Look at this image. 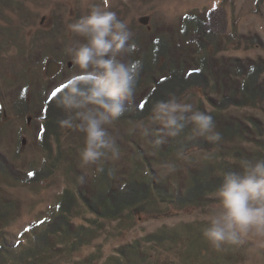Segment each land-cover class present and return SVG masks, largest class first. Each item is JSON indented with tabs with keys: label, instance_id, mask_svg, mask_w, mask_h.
Returning <instances> with one entry per match:
<instances>
[{
	"label": "rangeland",
	"instance_id": "1",
	"mask_svg": "<svg viewBox=\"0 0 264 264\" xmlns=\"http://www.w3.org/2000/svg\"><path fill=\"white\" fill-rule=\"evenodd\" d=\"M95 5L114 11L133 33L137 50L131 55L122 54L120 58L125 61L141 59L149 69L150 79L145 78L142 87L136 88L133 101H140L150 93L155 85L151 76L162 72L161 62L165 61L178 71L185 61L193 66L202 65L211 52L198 45L200 40L192 38L201 29L206 42L214 40L218 45L217 51H212L213 59L237 57L264 63V0H0V157L6 162L0 169L2 216L10 210L8 217L2 218L5 225L0 226L3 238L0 245L5 242L9 251L17 248L13 253L5 252L0 264H88L92 253L101 254L96 259L98 263L93 264H264V242L253 237L242 238L240 244L219 250L204 238L203 230L208 226L209 214L218 207V200L201 206L187 202L183 209L176 207L180 206L179 202L172 206L169 204L172 201L152 200L147 206L139 202L134 210L143 208L142 216L133 218V210L127 208L117 219L98 218L82 205L80 208H84L85 213L81 210L79 217L75 216L76 224L85 222V218L100 219L104 223L100 235L89 247L71 257L62 250L63 244L61 250L53 252L49 258L48 254L33 258L34 255L27 257L17 246L21 232L32 231L33 226L40 230L64 191L76 189L78 175L88 184L96 173L97 166L82 167L80 163L79 150L83 147L84 134L60 127L58 121L65 113L59 120L53 115L51 119L59 128L53 125L48 135L44 133L51 116L47 99L80 72L65 54V46L70 41L82 43L84 40L70 33L67 25L86 15ZM214 10L222 13L219 19L224 20V25L221 22L216 25L217 29L221 26L216 33L217 39L211 37L210 30L203 28ZM153 53L155 63H152ZM206 70L209 71L208 67ZM261 78L264 79V73ZM229 79L232 86H241L246 76L233 73ZM222 86L224 89L220 90V84L216 87L206 83L202 85L203 91L196 87L183 97L198 110L218 111L220 121L236 118L241 123L240 130H245L254 140L244 139V132H241V136L235 137L222 135L219 144L211 149H194L188 153L182 150L183 158L177 157V151L162 154L160 147L155 148L148 142L151 137H142L139 130L130 132L135 129L136 122L148 116L133 111L135 102H131V98L125 101L123 116L108 126L121 149L119 161L104 163L113 169L110 175L113 185L127 187L139 164L147 172L148 159L161 177L171 176L173 184H182L181 180L187 175L175 179L176 173L166 175L161 165L172 162L185 169V166L223 161L228 155L235 160L234 150L264 154V102L219 110L210 98L220 104L222 92L232 88L225 83ZM219 127L221 123L216 121L215 130L222 132ZM176 138H165V141ZM33 170L47 176L32 182L20 178L21 174ZM210 197L216 198L214 193ZM28 233L25 234L27 239L24 238L27 244L28 237L34 236L33 232ZM51 237L56 241L61 239ZM136 252L134 258L132 255ZM22 254L25 259L19 261Z\"/></svg>",
	"mask_w": 264,
	"mask_h": 264
},
{
	"label": "trees",
	"instance_id": "2",
	"mask_svg": "<svg viewBox=\"0 0 264 264\" xmlns=\"http://www.w3.org/2000/svg\"><path fill=\"white\" fill-rule=\"evenodd\" d=\"M210 16V20L203 28L210 30L213 33L211 37L217 39L216 33L220 32L221 26L217 29L216 25H219L220 22L224 25V20L220 21L219 19V17H223V14L214 10L213 13H210ZM202 32L203 29L198 30L194 33L192 38L198 39L197 42L199 40L201 41L198 45L201 46L202 49L206 51L210 50L211 53L212 51L213 53L217 51L218 45L216 41L207 40L206 42V39L201 36ZM211 53L204 58V64L202 63L201 66H193L185 61L181 64L182 67L179 71L171 68L165 61L161 63L159 61L161 65L160 69L162 70V72L159 73L160 76L156 74L152 75L151 72V78L155 85L151 88L150 93L148 95L146 94L142 100L137 101V99H135L137 102L133 101V98L130 100L133 103L135 102V105L132 106L134 107L133 111H135V113L140 112V115H148L152 105L156 101L167 99L170 94L183 97L189 90L196 87L201 88L203 91L202 85L206 83L214 84L216 87L220 84V90L224 89L222 86L223 83H225L226 87H232L222 92V97L219 99L220 104H217L216 100L210 98L213 106L219 110L232 105L260 104L264 102V79L261 78V75L264 73V63L256 61L255 59L237 57H229L226 59L223 57L217 60L214 58V60V56H212L213 53ZM221 60L223 63L219 62ZM191 66L193 67L191 68ZM206 67H208L209 71L206 70ZM148 70L147 66L143 64V69L140 72L136 88L142 87V82L146 80L145 78L150 79ZM233 73L246 76V80L242 82L241 86L231 85L229 75ZM64 91H66L65 84L57 88L54 92L55 95L47 99V109L51 116L48 117V126L44 129L46 135L51 132L50 129H53V125L59 128L57 124H54V119L51 118L55 116V118L59 120L64 114L63 110L57 106V101ZM200 111L211 115L214 119V123H216V121L221 123V127L219 128H222V132L220 130L218 131L221 136H241V132H244V139L250 141L254 140L252 136H247L248 133L245 130H240L241 123L239 120H236V118L220 121L218 111H209L206 108H202ZM255 125L259 127L257 123H255ZM247 129L250 130V127L247 126ZM217 144L209 143L202 137H194L188 126L175 140L165 141V143L158 148L162 154H169L174 151L178 152L182 150L188 153V151L194 149H211L217 146ZM234 152L236 156L235 160H232L228 155L223 161H216L215 163L207 162L203 166L197 164L190 167L185 166L186 170L176 166L175 179H180L184 175H187L184 180H181L182 184H173V182L170 181L171 176L161 177L158 172L153 169L152 162L149 159L147 161V163H149L147 172H144L143 166L139 164V167L136 168V172L132 173V181L127 187L113 185V181H111L110 177L113 169L108 165L104 166L103 172L95 173L92 177V183H84L80 179L82 176L78 175L76 189L74 191H64L58 205L50 210V213L44 221L42 220L43 225L40 230H36L35 226H33V228H31L32 231L28 230L26 232H21V237L18 239L17 246H20V248L25 251V254L27 253V257L34 255L33 258H43V256L47 254L46 257L49 258L53 252L60 251V247H62L63 244L64 247H62V250L67 252L71 257L76 255L82 248L89 247L104 228V223H101L100 219H87L85 216V222L76 224L74 218L75 216L79 217L81 210L82 213H85V211H83L84 208L95 213L98 218L108 217L110 219H117L123 216L122 214L127 208L133 210L131 211L133 218L142 216L145 212L143 208L134 210V205L139 202H144L143 206L149 205L152 200L162 203L172 201L169 203L171 206L175 205L174 202H179L178 204L180 206L176 207H182V209L187 206V202L193 204L192 206L213 203L215 202L213 200L217 199L210 196L215 193L216 189L222 183L224 173H239L241 171V159H248L251 161L264 160V154L262 153L248 154L242 153L241 150H234ZM143 156L148 158L145 154H143ZM2 164L5 166L6 162L0 157V169L3 166ZM179 169L181 171H179ZM29 173H31V175H29ZM29 173L21 174L20 178L32 182L47 176L45 173H40V171L38 172L35 170ZM172 185L176 187L174 188ZM82 205L84 208H80ZM2 212L3 210H0V226L5 225L3 219L6 216L8 217L10 210H6L3 216ZM39 225L40 224L36 225V227ZM28 232L34 233L33 238L28 237L29 244L25 243L27 239L25 238V234ZM28 235L30 236L29 233ZM51 236H54V238L59 236L61 239L59 238L60 240L56 241ZM0 239H3L2 236H0ZM0 246V259L2 258L1 256H4L5 252L13 253L17 250L16 248L12 249L13 251H9L6 249L5 242H2ZM131 255L129 258L132 256L136 258L137 252ZM91 256L92 260H90L88 264H93L94 262L98 263L99 260L96 259H99L101 254L96 255L92 253ZM42 258H38V260ZM23 259H25V257L22 254V258L19 257V261H23Z\"/></svg>",
	"mask_w": 264,
	"mask_h": 264
},
{
	"label": "clouds",
	"instance_id": "3",
	"mask_svg": "<svg viewBox=\"0 0 264 264\" xmlns=\"http://www.w3.org/2000/svg\"><path fill=\"white\" fill-rule=\"evenodd\" d=\"M67 29L83 37L84 42L70 41L65 46V54L80 72L66 81V91L57 101L65 113L58 123L61 128L84 134L79 150L81 166L95 165L96 172H103L105 162L121 158V149L108 126L125 113V101L135 94L143 61L120 58L125 53L133 54L137 45L127 23L107 7L93 6L86 15L69 23ZM155 62L153 53L152 63ZM189 125L194 137L212 144L222 139L211 115L196 109L187 97L175 94L156 101L148 116L136 122L130 132L139 130L142 137H151L148 142L158 148L165 138L179 137ZM183 155L177 152L178 158ZM161 167L166 175L176 171L172 162ZM240 168L239 173L223 174L214 193L218 207L209 214L208 226L202 233L218 250L238 245L242 238L264 242V160L241 159Z\"/></svg>",
	"mask_w": 264,
	"mask_h": 264
},
{
	"label": "snow or ice",
	"instance_id": "4",
	"mask_svg": "<svg viewBox=\"0 0 264 264\" xmlns=\"http://www.w3.org/2000/svg\"><path fill=\"white\" fill-rule=\"evenodd\" d=\"M53 95H55V93H53ZM29 175H31V173H29ZM28 229H25V231H27Z\"/></svg>",
	"mask_w": 264,
	"mask_h": 264
}]
</instances>
